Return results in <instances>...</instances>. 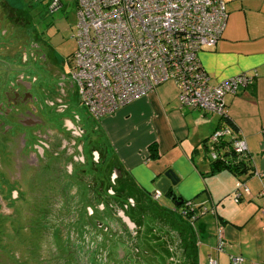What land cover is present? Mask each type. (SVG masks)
<instances>
[{
    "label": "flooded vegetation",
    "instance_id": "af4514ba",
    "mask_svg": "<svg viewBox=\"0 0 264 264\" xmlns=\"http://www.w3.org/2000/svg\"><path fill=\"white\" fill-rule=\"evenodd\" d=\"M72 64L0 0V264H128L151 216L71 106Z\"/></svg>",
    "mask_w": 264,
    "mask_h": 264
},
{
    "label": "crops",
    "instance_id": "0c3cea01",
    "mask_svg": "<svg viewBox=\"0 0 264 264\" xmlns=\"http://www.w3.org/2000/svg\"><path fill=\"white\" fill-rule=\"evenodd\" d=\"M224 2L228 17L222 38L198 57L211 84L241 74L255 77L251 86L226 97L228 116L247 144L250 171L255 174L236 175L222 170L210 175L212 160L204 145L222 122L213 114L181 107L173 82L98 120L96 134L98 143L108 149L124 181L134 191L153 195L156 182L173 170L179 177L172 187L176 197L192 201L197 209H213V214L196 220L197 228L196 222L188 223L192 230L181 236V247L186 236L190 241L185 246L191 248L203 239L206 260L212 257L219 264H229L230 257L240 256L243 264H264V0ZM244 186L249 195L243 193ZM238 192L243 195L235 202ZM220 227L225 247L218 253L209 237L216 238ZM188 251L189 259L192 253L190 260L197 263L201 247Z\"/></svg>",
    "mask_w": 264,
    "mask_h": 264
},
{
    "label": "built area",
    "instance_id": "2783aa9c",
    "mask_svg": "<svg viewBox=\"0 0 264 264\" xmlns=\"http://www.w3.org/2000/svg\"><path fill=\"white\" fill-rule=\"evenodd\" d=\"M76 4L77 49L71 79L88 115L97 121L169 81L177 87L181 107L221 119L228 117L226 97L254 83V76L241 74L211 84L200 63L198 54L214 48L224 33L228 17L224 0H76ZM48 6L58 10L60 0H51ZM226 140L235 154H248L244 139L221 125L206 142L210 160L220 158ZM243 193L250 194L246 186ZM242 195L236 193L235 202ZM161 197L156 190L153 198ZM183 206L181 214H191V223L214 213L197 209L191 201ZM216 237L221 253L225 247L221 227ZM243 262L240 256L229 259V264ZM208 264L219 262L210 257Z\"/></svg>",
    "mask_w": 264,
    "mask_h": 264
},
{
    "label": "rangeland",
    "instance_id": "374dc122",
    "mask_svg": "<svg viewBox=\"0 0 264 264\" xmlns=\"http://www.w3.org/2000/svg\"><path fill=\"white\" fill-rule=\"evenodd\" d=\"M8 1L11 7L17 11L18 15H23L25 12L27 13V16L32 24V29L43 36L55 55L60 58L61 61H64L66 71H69L70 66H73V55L77 49L75 39L77 25L76 0H60L61 6L56 11H51L48 6L51 0ZM50 79L51 77L46 79L48 88H50V86L52 88L57 83V80ZM70 95L71 105L75 106V109L80 111L85 119L87 111L81 103L77 91L75 90L74 95L70 92ZM105 168L106 167H101V176H103ZM105 180L106 179H104V181ZM113 190L116 192L117 188L114 187ZM151 196L147 195V198L150 199L152 207H154L156 212H158L157 219L152 218L150 215L146 216V222L143 224V230L145 232H143V237L136 244L138 252H133L134 255H131V261L129 260L128 264H208V259L206 260L204 255L206 248L203 247V239L199 240L197 247H192L194 250L195 248L199 249V247H201L202 253L200 255V259L198 258L197 263H192V253L190 258L191 260L189 259L190 255L188 250L187 254L181 253V251L183 252V249H192V245H189L188 247H181L179 243V246H177L176 235H174L176 229L175 226L173 228L172 225L181 224L187 233L192 230L190 229L191 223L188 225L189 221L181 215L180 209H177L178 213H174L175 208L172 210V205L174 204H172L169 197L165 195H162L160 200H155L153 195ZM193 204L195 206V203ZM208 214L211 215L213 213L210 212ZM181 219H183V221H180ZM197 222L195 223V227ZM209 240H211V243L215 244L216 247L217 237L215 238L211 236L209 237ZM189 241L190 240L187 239L186 236L184 244L187 245ZM222 257L220 262H222ZM118 264L127 263L118 262Z\"/></svg>",
    "mask_w": 264,
    "mask_h": 264
},
{
    "label": "trees",
    "instance_id": "16d2710c",
    "mask_svg": "<svg viewBox=\"0 0 264 264\" xmlns=\"http://www.w3.org/2000/svg\"><path fill=\"white\" fill-rule=\"evenodd\" d=\"M76 9H77V4H76ZM220 121L222 122L223 125L228 126L232 130V132L234 133V135H236L237 137H240L239 134H237L238 133V127L229 118V116L228 117L221 118ZM226 142H227L226 144L220 146V150L218 152L219 155H220V158L217 159V160H213L212 161V164H211L212 167H211L210 175L213 176V175L221 172L222 170H228V171H230V172H232V173H234L236 175H242V174L254 175L255 172L250 171V168H251V156L249 154H246V155H238V154H235L229 148L231 146V143H229L227 140H226ZM204 147L206 148V143H205ZM206 151L208 152L207 149H206ZM154 153H155V150L152 149V154H154ZM185 202H187V201H185ZM183 205L177 207L176 209H179V208L184 207ZM148 212L151 214V217L152 218L157 219L158 212H156V209L154 207H152V206L148 207ZM184 217L189 222H191V214H188L187 216H184ZM174 226H175V229H176L175 231L180 236H182L183 234L186 233L185 229L183 228V226L181 224L172 225L173 228H174ZM182 244H183L182 246L184 247L185 246L184 242ZM184 250L187 251L188 249L186 248Z\"/></svg>",
    "mask_w": 264,
    "mask_h": 264
},
{
    "label": "water",
    "instance_id": "95a60500",
    "mask_svg": "<svg viewBox=\"0 0 264 264\" xmlns=\"http://www.w3.org/2000/svg\"><path fill=\"white\" fill-rule=\"evenodd\" d=\"M72 107L75 106L71 105ZM84 119L80 111L75 109ZM85 120V119H84ZM98 136V134H97ZM179 181L178 175L173 170H168L164 173L163 177L160 178L155 185L156 190H158L162 195L169 197L171 201L174 202L176 207H179L185 203V200L175 196V193L172 191V187L176 186ZM174 194V195H173Z\"/></svg>",
    "mask_w": 264,
    "mask_h": 264
}]
</instances>
